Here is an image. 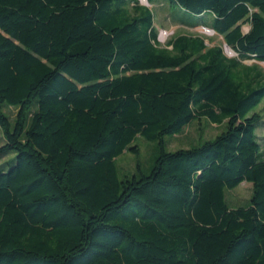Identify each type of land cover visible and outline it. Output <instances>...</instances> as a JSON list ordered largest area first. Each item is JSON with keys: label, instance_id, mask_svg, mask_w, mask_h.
<instances>
[{"label": "trees", "instance_id": "1", "mask_svg": "<svg viewBox=\"0 0 264 264\" xmlns=\"http://www.w3.org/2000/svg\"><path fill=\"white\" fill-rule=\"evenodd\" d=\"M146 1L235 57L199 36L162 46L138 0H0V264H264V0ZM200 118L226 129L165 151ZM137 137L153 164L119 173Z\"/></svg>", "mask_w": 264, "mask_h": 264}, {"label": "rangeland", "instance_id": "2", "mask_svg": "<svg viewBox=\"0 0 264 264\" xmlns=\"http://www.w3.org/2000/svg\"><path fill=\"white\" fill-rule=\"evenodd\" d=\"M138 2L139 5L149 8L152 11L154 25L158 30V40L162 46L166 45L170 39L177 36H199L204 39L207 48L221 46L225 56L228 58L235 57L234 52L223 43L222 37L217 36L212 30L203 27L190 29L176 24L174 19L181 15V11L177 6L171 5L166 1H159L153 5L149 4L146 0H138ZM242 29L243 32H247L248 27L243 26ZM243 64L245 66H250L256 63L244 61ZM256 65L264 72V64ZM252 113H257L264 117V100ZM225 129V123L213 125L205 118L196 119L189 123L180 134L166 136L164 138L166 144L165 151L175 152L177 150L197 147L205 141L214 139L217 135L225 131ZM256 135L261 138L260 142L264 149V129L256 131ZM2 143V135L0 133V145ZM131 146H136L138 152L137 154L127 152L117 158L116 165L119 173H136L139 170L141 173L147 174L156 157V144L137 137L132 142ZM12 158L13 155L5 156L0 159V163H5ZM5 168L7 169L8 167L5 165ZM251 193L252 185L243 182L236 188L226 191L225 200L228 207L232 209L244 207L248 204Z\"/></svg>", "mask_w": 264, "mask_h": 264}]
</instances>
